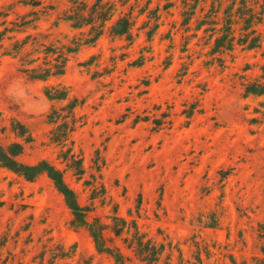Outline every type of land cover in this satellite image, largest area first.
<instances>
[{
  "label": "rangeland",
  "instance_id": "374dc122",
  "mask_svg": "<svg viewBox=\"0 0 264 264\" xmlns=\"http://www.w3.org/2000/svg\"><path fill=\"white\" fill-rule=\"evenodd\" d=\"M85 2L88 15L98 0ZM100 2L88 41L91 26L65 20L75 0H0V145L62 171L126 264H264V0ZM120 18L129 36L111 35ZM73 99L58 141L53 113ZM73 221L46 174L0 166V264H116ZM135 231L158 261L130 248Z\"/></svg>",
  "mask_w": 264,
  "mask_h": 264
},
{
  "label": "trees",
  "instance_id": "16d2710c",
  "mask_svg": "<svg viewBox=\"0 0 264 264\" xmlns=\"http://www.w3.org/2000/svg\"><path fill=\"white\" fill-rule=\"evenodd\" d=\"M77 2L75 11L72 14L67 15L65 20L73 22V27H84L91 26L90 35H92L88 41H95L98 37L103 34V25H101L100 29H97L96 22H102L100 24H104L108 19L106 13L99 10L98 6H100V0L92 7V11L85 15L83 9L80 7H86V0H75ZM130 26L131 23L127 18H120L111 29V35L113 36H129L130 35ZM222 39L219 38L216 41V49H220L222 47ZM251 49L255 47V45H250ZM55 71L52 72L50 69H46L42 71V73H37L36 70H31L37 74V78H48L50 76L62 75L64 74V66L56 65ZM258 92L260 94H264L263 87H258ZM47 95L51 100H59L66 101L69 100L68 93L65 89H48ZM79 103L78 99H73L69 101L68 105L62 109V113H67L68 115H73L72 111L77 107ZM58 118H65V121L58 126L57 131V140L62 141L63 136H67L69 134L70 129V121L68 119V115H62L60 112L56 110L54 113ZM69 115V116H70ZM23 127V126H22ZM24 128V127H23ZM67 129V130H65ZM23 153V145L20 143H13L8 147H4L0 145V166L7 168L17 174L22 175L26 180L33 181L37 177L42 174H46L54 183L57 190L63 195L65 202L69 209L72 211L74 215L73 224L77 227H86L91 234V237L94 240V244L99 253L108 254L114 260L116 264H126L125 262L128 260L127 256L117 248H113L108 245V241L106 238V230L108 229L106 225L101 223L99 220H94L93 222H89L87 220V210L82 207L77 199V195L74 190H72L64 181L63 173L59 169H57L54 165H52L48 161H41L37 164L31 165L23 163L19 160V157ZM73 162H77L79 165H82L81 160L74 159ZM122 224L114 225L113 232L120 236L122 231H124L125 225H128L125 219H118ZM149 242H144V239L137 231H135L133 239H132V247H135L137 256L143 262H155L159 260V254L157 247L153 245H148ZM160 251V250H159ZM165 264H172L170 262H165Z\"/></svg>",
  "mask_w": 264,
  "mask_h": 264
}]
</instances>
